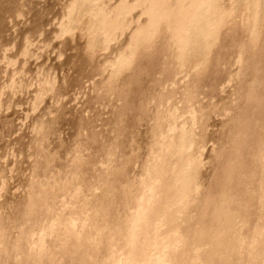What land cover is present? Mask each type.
Returning <instances> with one entry per match:
<instances>
[{"label": "rangeland", "instance_id": "374dc122", "mask_svg": "<svg viewBox=\"0 0 264 264\" xmlns=\"http://www.w3.org/2000/svg\"><path fill=\"white\" fill-rule=\"evenodd\" d=\"M144 1L87 0L91 2L89 5L94 3L103 7L107 15L116 14L124 3V12L121 11L120 17L123 18L122 25L114 28L115 30L110 29L105 35H97L93 23L96 10L90 6H79L73 11L74 6L70 4L72 0H0V206L3 202L5 204L0 207V212L6 217L11 241L20 235L18 228L21 225L29 232L34 222L47 219L44 220L43 228L32 237L38 239L42 236L41 241L44 240L46 246L51 247L54 259L49 264L81 263L75 253L74 244L64 246L58 242L61 241L60 236L58 239L54 238L55 233H62L64 239L67 237L63 226L69 222V218L75 222L78 232L83 230V220H87L86 223L90 224L84 225L91 232L88 231L90 234H87L97 238L93 237L96 242L100 240L99 233L102 229L93 228L94 226L91 229L93 219L102 228L106 222L111 225L116 223L119 213L124 211L123 200L118 196L122 183H115V193L112 194L113 189L107 188L109 177H117L118 173L122 174L129 169L126 179L136 181L133 187L136 189L135 193H148L144 184L151 177L144 167L142 170L140 161L153 156L154 151L155 156L157 149L162 147L161 143L169 141L181 125L193 128L194 137L199 142L207 135L204 132L205 137L200 136L203 122H208L210 126L204 143L206 139H210L212 133L209 132L212 129L219 128L221 133L223 126L219 123L230 116L229 106L232 103L238 104L236 90L234 92L237 82L243 81L244 76H247L244 81L253 80L255 77V72L251 69L245 75L241 73L242 63L238 61L242 42H253L250 38L255 29L242 5L233 15H228L227 25L218 33V42L211 47L212 66L209 65L201 71L199 60L192 59L186 65L182 64L178 56L179 44L176 41L172 44L174 40L170 38V26L169 29L161 27L157 33L150 30L152 26L146 22L149 14L145 10V3L148 2ZM222 1L230 6V0ZM115 6L119 8L116 9ZM111 8L114 11L116 9L115 13ZM141 22H144L142 27L146 26L144 32L148 33L149 30L150 35L154 32L150 37L154 44L138 49L130 35L134 32L133 28L139 27ZM263 23L264 17L262 25L258 26L260 33L255 47L263 41ZM166 34L169 38L164 37ZM205 58L206 61L207 57ZM205 61L204 63H209ZM204 63L203 66H206ZM226 68L231 69V74H235H232L234 82V79L230 83L225 80L224 73L228 70ZM170 74L177 78L170 79ZM215 79L222 82L220 85L217 82L220 88L218 96L210 95L205 100L203 98V105L199 102L196 104L198 90L200 92L202 88L208 92L211 81ZM172 91L176 96L175 101L169 99ZM186 94L189 98L194 95L195 99L188 100ZM229 96L236 102H231ZM240 105L236 107L237 111L243 108ZM222 139L225 143L226 136ZM222 139L218 141L220 143H215L216 148L223 142ZM212 143L208 141L205 145L201 142L197 146V156L200 154L204 160L202 171H207L208 175L210 168L213 169L216 152L212 151ZM166 148L169 150V146ZM210 154L213 157L210 158ZM170 156L171 154L167 156L169 161ZM171 164L172 162L169 164V173L173 175L175 164ZM216 175L221 178L220 169H217ZM120 179L121 182L124 181L122 176ZM111 194L114 196H110ZM6 200L8 201L5 202ZM31 203H35L32 214L26 212ZM180 206L178 203L174 205L179 222H182V217L190 211L191 204ZM128 208L129 212L135 213V204ZM189 214L197 216L195 211H190ZM16 218L18 221H14ZM162 226L157 233L161 235L156 234L153 240L160 241L169 236V241L172 240V244H169L179 249L183 244L182 238H176L179 231L172 229L170 224ZM23 235L24 249L30 252L34 249V243L27 244V241L33 233ZM175 239H179V242L176 240L178 246ZM2 245L0 244V248ZM119 247H123V244H117V253L120 252ZM93 248H89L87 260H90V255L97 254L102 259L104 248L99 246V252H95L97 249L93 251ZM124 249L119 255L124 251L130 255L127 245ZM11 264L17 263L11 260Z\"/></svg>", "mask_w": 264, "mask_h": 264}, {"label": "bare ground", "instance_id": "6f19581e", "mask_svg": "<svg viewBox=\"0 0 264 264\" xmlns=\"http://www.w3.org/2000/svg\"><path fill=\"white\" fill-rule=\"evenodd\" d=\"M146 1L148 2L145 3L146 9L145 5H143V10H147L146 12L149 14L147 17L149 19L146 22H148V25L152 26L150 30L153 29V31L157 33L161 30V27L164 26L169 29L170 26L172 30H170V38L174 40L173 43H171L175 44L174 42L176 41V43L179 44L178 56L182 60V64L186 65L185 63L192 61V59L199 60L198 66L200 67L201 65V71H204L209 65L212 66L211 47L218 42V33L227 25L229 21L228 15L235 13L237 8L242 5L246 10L245 13L248 15L250 24L255 29L250 38L253 39V42H242L239 49L240 60L238 61H241L240 64L242 63L240 65L241 73L245 75V73L251 69L255 72V77H253V80L247 79V81H244L247 77L244 76L245 78L243 77V81H240V83L237 82V88H234V92L236 90L237 98H235L238 104L234 105V103H232L229 106V113L231 112L230 116H228L225 121L219 123L220 125L222 123L223 126L221 127V133L219 132V128L212 129L209 132L212 133L210 139H206L204 143L205 138L209 135L207 131L210 126L208 122H203V132L200 130L202 133L200 136L206 137L200 140V142L199 139L197 140L194 137L193 128L184 127L183 125H181V130L179 129L177 133L172 134L171 138L169 136V141L167 140V142H164L163 140L164 143H161L162 141L158 140L162 144V147L157 149V154L155 153L154 156V151L153 156L146 157L143 161H140L142 170L145 168L147 173L150 174L148 176L151 177L150 181L144 184L146 185L145 190H148V193L147 191L146 193L143 191L144 193L142 194H139V192L135 193L136 189L134 190L133 187L136 181L126 179L129 169L123 171L122 174L118 173L117 177L116 175H112L113 177L107 179V188L113 189L112 194L115 193V183H122V188L120 187L121 190L119 189L120 192L118 190L117 193L119 192L120 195L118 196L123 200L124 211L119 213L120 215L116 218V223L114 225L106 222L103 228L101 226L99 227L100 224L93 219L90 226L91 229L93 226V228L102 229L100 233L98 232L100 236L97 235L100 238L99 242H96L95 239L97 238L93 235L95 239L89 236L91 232L87 230V227H85L86 225H84L87 221L85 219L83 220V222H85L82 224L85 228L83 227V230L78 232L75 228V222L73 220L70 221L69 218V222L65 223L63 226V231L67 232L66 234L69 236L67 235L64 239V236H61L62 233L61 235L55 233L54 238L58 239L60 236L61 241L58 242H61L64 246L74 244L76 246L75 253L78 254L77 257L81 262L80 264H98L99 262H101V264H264V38L262 43L258 47H255V42L257 38H259L258 36L260 33V31H258V26L262 25L261 23L264 17V0H230V6L225 5V1L222 0H145L144 2ZM72 2L70 4L74 6V8L72 7L73 11H75L74 9H77V7L79 8V6L83 8L84 5L85 8L86 6H90L91 9H94V11L96 10L93 16V23H95V34L98 33L97 35H105L110 29L122 25L123 18L120 17L122 16L121 11L124 3L120 9H118V6H115V8L118 7L116 8L118 9L117 11L115 9L116 14L107 15L103 7L101 8L99 4H94L92 2L93 4L89 5L91 2H87V0H72ZM113 9L111 11H114ZM123 9L126 10V8ZM127 12L128 9L125 15ZM125 15L123 14V16ZM144 22H141L139 27H135L136 29L133 28L134 32L130 35L135 41L138 49L142 46H151L154 42L153 39L150 38L154 32L151 31L152 35H150L149 30H147L149 34L144 32L146 28V26L145 28L142 27V23ZM171 26L173 27L171 28ZM227 29H230V27H227ZM166 36L169 38V35L166 34L164 37ZM232 47L234 48V46ZM205 57H207L206 61L211 57L208 64L204 63ZM215 62L217 65V60H215ZM203 63L206 64V66H203ZM225 63L227 64L228 62ZM224 64H222V66ZM243 68L245 71H243ZM226 69L224 70L226 71ZM231 72V69H228L226 73H224V78L229 83L234 79H232V76L235 75L234 73H232V75ZM250 76L252 75L250 74ZM172 78L177 77L176 75L173 77L170 74V79ZM174 81L176 82L175 79L173 82ZM234 81L235 79L233 82ZM217 82V79L213 82L211 81L208 92L207 90H205V92L202 88L200 92L198 90L196 99L194 95H191L189 98L186 94L188 100L192 101L195 99L197 100L196 104H198V102L202 104L203 98L205 100V98L207 99L210 95L218 96L220 90L219 85L222 84V82H218L219 85H217ZM200 84L199 82V85ZM195 87L198 88L196 85ZM222 87L223 86H221V88ZM223 88L225 89V87ZM174 91L169 93V99L175 101L176 99L174 97L176 96H174ZM200 96L202 99H199ZM185 98L183 100H185ZM231 99L232 97L230 98L229 96L231 102L235 101L234 98V100L232 99L233 101ZM240 104L243 105V108L241 111H237L236 107ZM212 125L214 126V124ZM215 125L217 124L215 123ZM204 132L207 135L204 136ZM225 136L226 142L224 143L222 138ZM221 139L223 142H221L218 149L215 143H220L218 141H221ZM208 141L214 143L212 151H216L215 155L213 154L214 152H211L214 157L210 154V158L213 157L214 159H212L214 161L213 169L210 168L211 172L209 175L207 171H202L204 170V160H202L201 155L199 154L197 156V153H199V147H197L199 143L201 144L202 142L207 145ZM163 145H165V147ZM167 146H169V150L166 148ZM169 154H171L170 161L172 164H175L173 165V167L175 166L173 175L169 173V164L171 163L167 157ZM217 169L221 171L220 179L218 175H216ZM116 173L117 171L114 174ZM119 174H121L120 177ZM121 176L124 178L123 182H121ZM142 179L143 178H141V180ZM142 190H144V188ZM112 194L110 196H114ZM130 197L132 199H129ZM101 199H103V197ZM7 201L8 200L5 202ZM98 201L99 200H97V202ZM177 203L179 206L180 204L181 206H185L186 203L191 204L190 211L197 212V216H191L189 211L182 217V222H179L174 207ZM2 204V206L5 205L4 202ZM34 204L35 203L26 208L27 213L32 214L35 211ZM134 204L135 213L132 214L129 212L130 209L128 207ZM26 206H28V204ZM7 207H9V205ZM20 207L21 206H19V208ZM48 209L50 210L51 207ZM12 212H10V215ZM48 214L47 216H49ZM5 218L6 217L0 212V244H3L0 248V264H11V260L17 264H49L53 262V252L50 251L51 247L46 246L44 240L41 241L43 237L40 236L38 239H33L32 237L40 228H43L45 225L44 220H47L46 218L34 222L32 229L28 228L31 230L29 232L23 228V225H21V228L17 227L20 235H17L14 241L10 240V232L7 229V221ZM16 220L17 218L14 221ZM53 222L54 220L52 223ZM14 224H17V222ZM89 224L90 223H88V225ZM165 224L168 226L170 224L172 229L179 231L178 235L174 234L177 236L176 238L180 237L182 238L181 240H183V244L181 247L179 246V249H176L175 245L171 246L169 244H172V240H170L171 242L169 241V236L166 237L164 235L166 238L163 237L164 240H153V237L156 238L155 236L161 235L157 233L159 229L163 227L162 225ZM40 232L42 231L40 230ZM23 233H33L27 241V244L28 242L31 244L34 243L32 244L34 245L32 246L34 249L30 252L24 249L25 242L23 241L25 240ZM169 234L172 235L168 232V235ZM68 237H72L73 239ZM55 239L52 240L55 242ZM179 239H175V241ZM59 244H57V246ZM117 244H123V247H119L120 249L118 248L120 252L127 245L129 247L127 251L130 255H127L125 251V254L122 252V255H119L120 252L117 253L115 251ZM71 246L72 245H70V247ZM99 246L104 248V251L102 250V252H104L103 258L99 259L97 254L95 256L90 255V260H87L89 248L94 247L95 249L93 248V251H95ZM33 250L35 252H33ZM99 251L100 248L95 252ZM57 264L59 263L57 262Z\"/></svg>", "mask_w": 264, "mask_h": 264}]
</instances>
